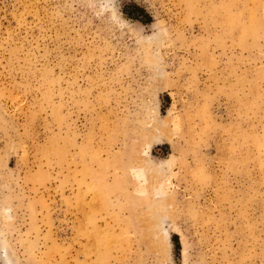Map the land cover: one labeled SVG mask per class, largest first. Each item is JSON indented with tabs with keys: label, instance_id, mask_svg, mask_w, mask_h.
Segmentation results:
<instances>
[{
	"label": "rangeland",
	"instance_id": "374dc122",
	"mask_svg": "<svg viewBox=\"0 0 264 264\" xmlns=\"http://www.w3.org/2000/svg\"><path fill=\"white\" fill-rule=\"evenodd\" d=\"M0 264H264V0H0Z\"/></svg>",
	"mask_w": 264,
	"mask_h": 264
},
{
	"label": "trees",
	"instance_id": "16d2710c",
	"mask_svg": "<svg viewBox=\"0 0 264 264\" xmlns=\"http://www.w3.org/2000/svg\"><path fill=\"white\" fill-rule=\"evenodd\" d=\"M177 246H178V243H177Z\"/></svg>",
	"mask_w": 264,
	"mask_h": 264
}]
</instances>
